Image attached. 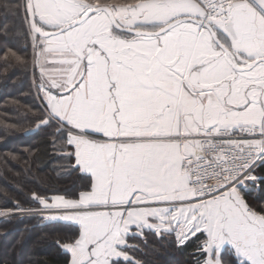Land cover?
<instances>
[{
  "label": "snow or ice",
  "instance_id": "1",
  "mask_svg": "<svg viewBox=\"0 0 264 264\" xmlns=\"http://www.w3.org/2000/svg\"><path fill=\"white\" fill-rule=\"evenodd\" d=\"M23 9L37 127L55 126L89 178L75 198L33 193L44 219L78 226L60 242L67 264H139L129 238L147 234L195 237L196 264H264V204L246 198L264 185V0Z\"/></svg>",
  "mask_w": 264,
  "mask_h": 264
},
{
  "label": "trees",
  "instance_id": "2",
  "mask_svg": "<svg viewBox=\"0 0 264 264\" xmlns=\"http://www.w3.org/2000/svg\"><path fill=\"white\" fill-rule=\"evenodd\" d=\"M23 3L0 0V214L38 210L33 193L75 198L89 183L75 169L56 127H37L45 111ZM255 174L264 176V168L258 167ZM252 187L246 193L249 203L264 204V185L252 183ZM77 230L75 224L49 221L40 215L3 218L0 264H67L69 254L60 242ZM129 245V254L139 264H196L199 255L195 237L178 245L173 236L147 234L129 238Z\"/></svg>",
  "mask_w": 264,
  "mask_h": 264
},
{
  "label": "rangeland",
  "instance_id": "3",
  "mask_svg": "<svg viewBox=\"0 0 264 264\" xmlns=\"http://www.w3.org/2000/svg\"><path fill=\"white\" fill-rule=\"evenodd\" d=\"M252 183L250 184V187L247 188L248 192L253 191V187H252ZM37 213H39L38 210H11V211H3L0 214V220L3 218H7V217H11V216H24V215H38ZM43 216V215H40Z\"/></svg>",
  "mask_w": 264,
  "mask_h": 264
},
{
  "label": "crops",
  "instance_id": "4",
  "mask_svg": "<svg viewBox=\"0 0 264 264\" xmlns=\"http://www.w3.org/2000/svg\"><path fill=\"white\" fill-rule=\"evenodd\" d=\"M36 68H37L38 73L40 74L39 68H38V67H36ZM40 94H41L42 102L44 103L43 93L40 92ZM67 155H68V154H67ZM73 163H74V160H73ZM74 166H75V165H74ZM80 174L85 175V174H83V173H81V172H80ZM85 176H86V175H85ZM251 182H252V181L247 182V184L249 185V187H250ZM250 188H251V187H250ZM246 193H248V190H247V189H246ZM64 222L72 223V222H69V221H64ZM72 224H74V223H72ZM130 238H131V236H130ZM69 257H70V254H69Z\"/></svg>",
  "mask_w": 264,
  "mask_h": 264
},
{
  "label": "built area",
  "instance_id": "5",
  "mask_svg": "<svg viewBox=\"0 0 264 264\" xmlns=\"http://www.w3.org/2000/svg\"><path fill=\"white\" fill-rule=\"evenodd\" d=\"M258 163H259V162H258ZM257 168H258V167H257ZM257 168H256V169H257ZM37 214H38V215H42L40 212H39V213H37Z\"/></svg>",
  "mask_w": 264,
  "mask_h": 264
}]
</instances>
